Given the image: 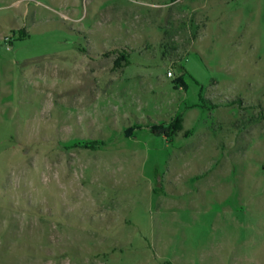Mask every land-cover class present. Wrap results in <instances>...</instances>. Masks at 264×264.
I'll use <instances>...</instances> for the list:
<instances>
[{"label":"rangeland","instance_id":"1","mask_svg":"<svg viewBox=\"0 0 264 264\" xmlns=\"http://www.w3.org/2000/svg\"><path fill=\"white\" fill-rule=\"evenodd\" d=\"M0 264H264V0H0Z\"/></svg>","mask_w":264,"mask_h":264},{"label":"trees","instance_id":"2","mask_svg":"<svg viewBox=\"0 0 264 264\" xmlns=\"http://www.w3.org/2000/svg\"><path fill=\"white\" fill-rule=\"evenodd\" d=\"M20 34H22L20 32ZM131 65V55H130V52L129 51H126V50H123L120 52L119 54V58L117 59V62H115V66L118 70H121L125 67H128ZM158 132H155V133H158L160 135H166V132H164L163 129H159V130H156Z\"/></svg>","mask_w":264,"mask_h":264}]
</instances>
